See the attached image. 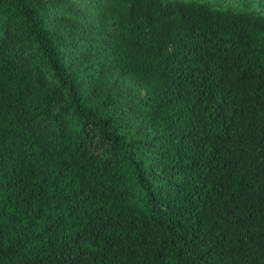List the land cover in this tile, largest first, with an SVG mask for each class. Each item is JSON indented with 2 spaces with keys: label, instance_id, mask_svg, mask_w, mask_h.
I'll return each instance as SVG.
<instances>
[{
  "label": "trees",
  "instance_id": "obj_1",
  "mask_svg": "<svg viewBox=\"0 0 264 264\" xmlns=\"http://www.w3.org/2000/svg\"><path fill=\"white\" fill-rule=\"evenodd\" d=\"M0 264H264V0H0Z\"/></svg>",
  "mask_w": 264,
  "mask_h": 264
}]
</instances>
